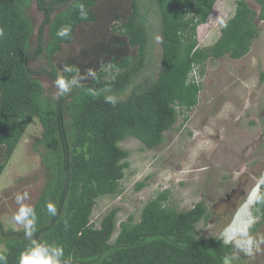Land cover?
Masks as SVG:
<instances>
[{
	"label": "trees",
	"instance_id": "obj_1",
	"mask_svg": "<svg viewBox=\"0 0 264 264\" xmlns=\"http://www.w3.org/2000/svg\"><path fill=\"white\" fill-rule=\"evenodd\" d=\"M216 1L149 0L160 19L159 72L153 82L132 87L149 63L142 0H0V178L36 119L41 132L31 146L44 182L32 203L37 217L33 237L62 247L64 264H224L235 256L219 237L196 233L208 214L203 202L178 210L169 204V191L148 199L138 220L130 216L116 234L117 208L99 221L91 218L99 198L120 194L129 153L119 144L134 138L148 150L160 146L179 116L198 104L201 85L194 70L202 76L207 61L239 60L250 51L259 34L256 21H264V0H253L259 11L236 0L216 41L200 47L197 30ZM32 4L43 16L34 42L27 15ZM66 26L71 32L62 39L57 31ZM42 77L55 91L58 78L79 83L53 97ZM129 87L124 99L108 102L109 95ZM142 188V183L135 186ZM257 197L251 208L253 237L264 224V182ZM48 203L56 205L55 216L48 213ZM32 243L23 227L5 229L0 223L5 264H19Z\"/></svg>",
	"mask_w": 264,
	"mask_h": 264
},
{
	"label": "rangeland",
	"instance_id": "obj_2",
	"mask_svg": "<svg viewBox=\"0 0 264 264\" xmlns=\"http://www.w3.org/2000/svg\"><path fill=\"white\" fill-rule=\"evenodd\" d=\"M235 1H216L206 24L197 30L200 47L216 41L220 27L233 15ZM248 1L254 10L259 11L256 4ZM141 3L144 23L150 33L149 63L135 78L132 87L156 79L161 54V41L156 39L160 37L159 16L149 0ZM27 15L33 22L34 42L43 16L35 4L28 9ZM256 25L259 34L246 56L239 60L227 57L209 60L202 76L194 70L192 75L201 85L198 104L179 116L175 128L164 133L160 146L148 150L134 138H127L119 144L129 153L120 194L99 198L93 209V221H99L104 214L117 208L116 234L120 223L130 216L134 221L138 220L148 199L158 192L169 191V204L178 210L186 211L198 202L204 203L207 218L195 227L201 237H221L231 222L229 215L234 211L239 210V213L232 227L244 223L238 218L241 214L245 220L247 213H251L247 206L252 203L249 201L254 187L264 178V21L257 20ZM41 82L46 93L56 97L53 83L46 77H42ZM130 90L131 87L109 96L124 99ZM40 132L35 119L0 178V223L5 229L23 227L11 220L18 209L16 194L27 192L29 199L24 203L32 206L43 186L39 157L31 146ZM139 183L143 188L136 191L135 186ZM234 196L239 197L233 204ZM245 201L247 206L244 208ZM254 238L264 240V224ZM235 256L238 258L233 264H264V244L252 256L244 253Z\"/></svg>",
	"mask_w": 264,
	"mask_h": 264
},
{
	"label": "clouds",
	"instance_id": "obj_3",
	"mask_svg": "<svg viewBox=\"0 0 264 264\" xmlns=\"http://www.w3.org/2000/svg\"><path fill=\"white\" fill-rule=\"evenodd\" d=\"M81 13L83 19L87 18V13L84 11L83 5H81ZM71 32L70 27H63L57 31V36L60 38L68 37ZM4 35L3 29H0V37ZM158 42L161 41V37L156 38ZM89 75H94L91 70H89ZM79 81L76 79H72L71 81L65 80L63 77L55 80V85L57 88V96H63L68 93L70 88L73 85L78 84ZM108 102L115 105V100L112 97H108ZM264 182V178L262 177L254 187V193L252 200V205L247 206L246 201L244 202V206H247V209H250L253 214L251 208L254 205L255 199H260L257 197L259 193V187ZM29 199V194L27 192L17 193L15 196V202L18 205V209L16 213L12 216L11 220L14 224L21 225L24 228L25 237L32 239V246L26 249L20 256L19 264H64L63 262V248L59 246H52L47 243H39L34 237L33 233L36 228L37 217L35 209L28 204H25L24 201ZM48 213L52 216L57 214V207L53 203H48L46 205ZM245 208V207H244ZM239 210L233 215L231 218V222L229 226L226 228L219 237L225 245H231L236 253H244L248 256H252L254 252L260 251V245L264 244V240H257L251 234L249 229L256 222V217L252 215L250 212L247 213V218L244 220V217L238 218L240 222H244L243 224L232 227L234 219L237 217ZM238 256H229L224 260V264H233V261L237 259ZM5 257L0 255V264H5Z\"/></svg>",
	"mask_w": 264,
	"mask_h": 264
},
{
	"label": "flooded vegetation",
	"instance_id": "obj_4",
	"mask_svg": "<svg viewBox=\"0 0 264 264\" xmlns=\"http://www.w3.org/2000/svg\"><path fill=\"white\" fill-rule=\"evenodd\" d=\"M251 1H253V0H251ZM253 2H254V1H253ZM254 3H255V2H254ZM238 197H239V196H234V197H233V201H232L233 204L235 203V200L238 199ZM225 206H226V205H225ZM228 207H230V204H229ZM234 214H235V211H234L233 213H231V215H229V216H230L229 218L231 219V218L233 217Z\"/></svg>",
	"mask_w": 264,
	"mask_h": 264
},
{
	"label": "water",
	"instance_id": "obj_5",
	"mask_svg": "<svg viewBox=\"0 0 264 264\" xmlns=\"http://www.w3.org/2000/svg\"><path fill=\"white\" fill-rule=\"evenodd\" d=\"M247 1V3L249 4V1L248 0H246ZM253 2V1H252ZM254 3V2H253ZM255 4V3H254ZM250 5V4H249Z\"/></svg>",
	"mask_w": 264,
	"mask_h": 264
},
{
	"label": "built area",
	"instance_id": "obj_6",
	"mask_svg": "<svg viewBox=\"0 0 264 264\" xmlns=\"http://www.w3.org/2000/svg\"><path fill=\"white\" fill-rule=\"evenodd\" d=\"M196 82L198 83V81L196 80Z\"/></svg>",
	"mask_w": 264,
	"mask_h": 264
}]
</instances>
